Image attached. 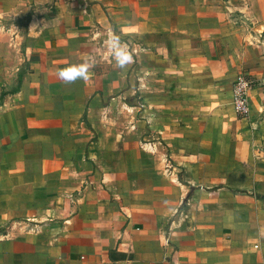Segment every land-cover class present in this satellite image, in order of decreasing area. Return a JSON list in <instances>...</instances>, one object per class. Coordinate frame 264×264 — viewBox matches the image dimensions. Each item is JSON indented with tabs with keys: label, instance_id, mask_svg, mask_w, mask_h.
<instances>
[{
	"label": "crops",
	"instance_id": "0c3cea01",
	"mask_svg": "<svg viewBox=\"0 0 264 264\" xmlns=\"http://www.w3.org/2000/svg\"><path fill=\"white\" fill-rule=\"evenodd\" d=\"M89 60L90 80L57 78ZM259 168L258 1L0 0V264H264L236 205Z\"/></svg>",
	"mask_w": 264,
	"mask_h": 264
},
{
	"label": "clouds",
	"instance_id": "9594fccd",
	"mask_svg": "<svg viewBox=\"0 0 264 264\" xmlns=\"http://www.w3.org/2000/svg\"><path fill=\"white\" fill-rule=\"evenodd\" d=\"M105 44L111 54L114 66L118 69L125 68L128 64L133 62V56L126 44L121 43L119 36L110 33L105 40ZM93 67L91 60L82 62L80 64H70L67 67L56 70L58 79L66 84L75 83L77 80H90V69Z\"/></svg>",
	"mask_w": 264,
	"mask_h": 264
},
{
	"label": "rangeland",
	"instance_id": "374dc122",
	"mask_svg": "<svg viewBox=\"0 0 264 264\" xmlns=\"http://www.w3.org/2000/svg\"><path fill=\"white\" fill-rule=\"evenodd\" d=\"M235 1H238L241 4H245L247 8L250 7L252 1L255 2L258 1L260 7L264 5V0H235ZM137 49L139 52L140 51L139 48ZM245 127L251 129L250 124L245 125ZM143 143H145L144 140ZM259 173L264 176V168H259ZM241 186L249 187L248 184ZM262 187H264V183H262ZM242 192L245 193L244 197L239 198V200L236 203V205L238 206L237 210L241 212V214H239V217H241V219L245 221L246 225L249 226L252 232L254 231L256 234H259L262 238H264V190L255 193L253 189H248V190H242Z\"/></svg>",
	"mask_w": 264,
	"mask_h": 264
},
{
	"label": "built area",
	"instance_id": "2783aa9c",
	"mask_svg": "<svg viewBox=\"0 0 264 264\" xmlns=\"http://www.w3.org/2000/svg\"><path fill=\"white\" fill-rule=\"evenodd\" d=\"M254 81L248 74H239L231 82L230 107L238 120L247 119L249 112V92Z\"/></svg>",
	"mask_w": 264,
	"mask_h": 264
}]
</instances>
